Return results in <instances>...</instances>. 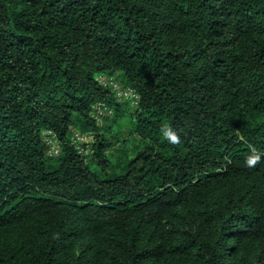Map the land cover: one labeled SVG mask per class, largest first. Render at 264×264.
I'll return each mask as SVG.
<instances>
[{
  "label": "trees",
  "instance_id": "16d2710c",
  "mask_svg": "<svg viewBox=\"0 0 264 264\" xmlns=\"http://www.w3.org/2000/svg\"><path fill=\"white\" fill-rule=\"evenodd\" d=\"M127 109L131 154L107 125ZM250 146L264 152V0H0V264H264Z\"/></svg>",
  "mask_w": 264,
  "mask_h": 264
},
{
  "label": "built area",
  "instance_id": "2783aa9c",
  "mask_svg": "<svg viewBox=\"0 0 264 264\" xmlns=\"http://www.w3.org/2000/svg\"><path fill=\"white\" fill-rule=\"evenodd\" d=\"M98 80L104 87L110 88L119 101L124 102L128 100L133 107H138L140 102V95L136 90L131 87L123 86L114 76L101 75L98 77ZM95 108L94 118L98 122H101L102 119L107 117L108 115L113 114V110L105 102L97 103ZM43 140L48 147V155L50 157H56L61 153V142L53 131H44ZM72 140L77 145V148L82 154L87 155L90 153L89 146L85 145H88L90 142H92V136L79 131H74Z\"/></svg>",
  "mask_w": 264,
  "mask_h": 264
},
{
  "label": "rangeland",
  "instance_id": "374dc122",
  "mask_svg": "<svg viewBox=\"0 0 264 264\" xmlns=\"http://www.w3.org/2000/svg\"><path fill=\"white\" fill-rule=\"evenodd\" d=\"M113 76L116 77L115 75ZM116 79H118V81L121 84V80L117 77ZM124 113L125 115L120 112V114L117 116L114 123L112 122L114 118L109 119V121L107 122V125L112 126L111 132L114 136L116 135L120 136L121 141L119 140L116 148L120 150L122 149L128 150V152L131 154L132 152H134L136 145H138V141L135 138V136L133 134H130L127 130L128 128L131 127L133 123L132 122L133 120L131 117L132 111L127 109L125 110ZM125 126H127L128 128H126Z\"/></svg>",
  "mask_w": 264,
  "mask_h": 264
},
{
  "label": "clouds",
  "instance_id": "9594fccd",
  "mask_svg": "<svg viewBox=\"0 0 264 264\" xmlns=\"http://www.w3.org/2000/svg\"><path fill=\"white\" fill-rule=\"evenodd\" d=\"M161 136L164 141L172 144L179 145L182 142L181 135L170 124H164L161 127ZM250 153L245 156L243 163L248 168H255L261 163H264V152L258 150L254 146H250Z\"/></svg>",
  "mask_w": 264,
  "mask_h": 264
}]
</instances>
